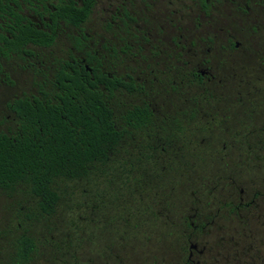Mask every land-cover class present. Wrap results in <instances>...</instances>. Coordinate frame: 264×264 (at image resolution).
<instances>
[{
	"label": "flooded vegetation",
	"instance_id": "flooded-vegetation-1",
	"mask_svg": "<svg viewBox=\"0 0 264 264\" xmlns=\"http://www.w3.org/2000/svg\"><path fill=\"white\" fill-rule=\"evenodd\" d=\"M19 13L31 28L55 35V40L50 46L27 44L20 56L0 59L18 58L35 76L34 91L14 100L42 102L48 95L56 103L62 93L52 86L59 87L61 68L95 85L117 137L102 165L118 164L117 195L126 198L122 186L128 183L132 202L130 209L120 204L128 214L122 221L121 212L117 221L134 229L164 227L158 233L164 257L158 262L154 256L153 263L246 264L251 259L249 264H264V177H250L264 176V0H38L21 5ZM61 34L67 35L65 53L46 57L43 52ZM5 79L12 85L6 74ZM8 112L15 131L16 119ZM215 130L227 131L228 138L220 151L215 148L200 158L233 163L229 173L211 167L209 177L192 179L187 169L163 167L166 176H156L153 189L172 186V193L168 199L153 193L144 204L140 195L151 192L141 176L127 182L131 171L122 164L176 163L187 157L184 151L198 147L188 137L190 131L198 136ZM102 165L95 163L79 178L54 180L57 200L50 215L40 212L27 187L36 212L26 220L53 217L62 195L59 184L99 177L104 171L96 168ZM47 243L24 234L1 264H38L37 249ZM62 249L51 242L41 264H80L76 251ZM109 252V259L113 255L117 264H125L119 254ZM99 254L101 264H108L105 249Z\"/></svg>",
	"mask_w": 264,
	"mask_h": 264
},
{
	"label": "rangeland",
	"instance_id": "rangeland-1",
	"mask_svg": "<svg viewBox=\"0 0 264 264\" xmlns=\"http://www.w3.org/2000/svg\"><path fill=\"white\" fill-rule=\"evenodd\" d=\"M67 43V35L61 34L56 40L55 46L43 52V54L50 58L57 54L65 53L64 47ZM3 74H0V133L9 134L14 130V123H12L13 116L7 110V104L16 98L23 95L31 94L35 87V76L24 69V63L18 59L13 58L8 61H0ZM5 74L8 75L12 85H9L5 79ZM188 137L196 139L195 151H184L186 158L177 159L176 163L171 164H153V163H123L124 170L127 172V182H132L133 177L143 178L142 181L147 185L145 195H140L143 198L144 204H149L153 198V193L165 194L166 199L168 193H172L169 189L163 190L153 189L154 178L156 176L165 177L164 171L176 168L177 170L187 169L192 179L195 176L209 177L211 167L216 171H221L224 174L229 173V168L233 163H220L215 161L202 162L200 156L211 154V151L222 149L221 142L228 138L227 131H211L201 132L196 136L194 131H190ZM210 139H213L210 141ZM205 140L203 146L200 141ZM210 146V148H208ZM195 156V157H193ZM237 163H234L236 165ZM171 166V168H170ZM246 165L239 168H245ZM97 170H103L104 173L99 177L90 175L88 178H83L78 181L69 183H60L62 190L61 199L53 217L41 218L39 220H32L28 222L25 216H32L36 212V202L30 196L27 187H19L14 193L6 194L0 191V264L5 263V257L11 250V245L14 241L19 239L22 235L40 236L41 239L48 241L45 247H38V264L44 262L46 257L41 255L45 251H50L51 242L59 245L62 250L68 249L71 252L76 251L77 256L80 257V264H87L89 260L96 261V264H101L103 259L99 254L100 250L105 249L106 257L110 255V250L113 254H119L120 258L125 264H154V256H157L158 262L164 257L162 252L164 246V239L159 235L160 231L164 229L161 225L159 227L140 226L133 228L132 226H124L122 222L125 213L124 208H132L130 195L127 192L129 189L128 183L122 186L124 196H118V184L115 183L114 176L118 177V164L116 162H108L105 165L98 166ZM117 170V171H116ZM116 171V173H115ZM185 174V175H187ZM252 180L258 177H264L257 174ZM104 198L99 199V193H104ZM106 195V196H105ZM161 197V196H160ZM139 197L136 196V202ZM122 204V208L121 205ZM94 205L98 209L92 211ZM122 212V221H117ZM90 220H93L91 223ZM20 224V227L18 226ZM105 229V231H102ZM91 235V237H90ZM90 237V238H89ZM123 238V240H121ZM158 248V252L154 248ZM264 254V250H261ZM264 256V255H263ZM249 263L252 261L248 260ZM246 263V264H249ZM108 264H117V260L108 258ZM236 264V263H235ZM245 264V263H244ZM252 264H256L253 263Z\"/></svg>",
	"mask_w": 264,
	"mask_h": 264
},
{
	"label": "trees",
	"instance_id": "trees-1",
	"mask_svg": "<svg viewBox=\"0 0 264 264\" xmlns=\"http://www.w3.org/2000/svg\"><path fill=\"white\" fill-rule=\"evenodd\" d=\"M32 1L38 0H0V59L20 56L27 44L54 42L55 35L31 28L19 13L21 5ZM64 15L70 17L67 10ZM56 78L59 87L52 90L62 93L56 103L48 95L42 102L14 100L7 107L16 119L15 131L0 133V191L12 194L19 186L28 187L46 215L53 213L57 200L51 189L54 180L79 178L95 163L104 164L117 141L95 85L65 68Z\"/></svg>",
	"mask_w": 264,
	"mask_h": 264
}]
</instances>
